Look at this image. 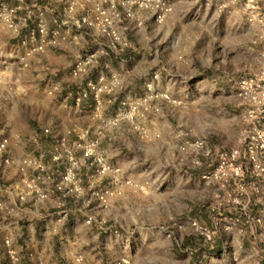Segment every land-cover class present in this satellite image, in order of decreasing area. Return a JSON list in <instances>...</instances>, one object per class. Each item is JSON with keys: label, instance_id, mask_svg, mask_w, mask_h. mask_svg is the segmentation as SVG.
<instances>
[{"label": "rangeland", "instance_id": "374dc122", "mask_svg": "<svg viewBox=\"0 0 264 264\" xmlns=\"http://www.w3.org/2000/svg\"><path fill=\"white\" fill-rule=\"evenodd\" d=\"M76 1V18L96 17L94 0ZM158 1L168 8L160 20L155 8L116 0L112 26L128 44L115 50L100 19L99 30L66 20L63 0H0V138L9 141L0 161L12 163L0 164V208L45 205L58 225L69 199L87 208L86 223L99 222V252L85 243L86 257L74 254L72 264H264V0ZM43 14L60 29V44L32 51ZM97 46L107 53L74 75L76 59ZM86 79L106 87L99 133L79 127L99 140L105 172L75 147L79 128L58 120L75 109L71 98ZM115 89L125 96L103 109L104 93ZM59 138L80 162V197L64 194L69 159ZM38 155L46 161L43 200L21 180L39 171L19 168ZM15 176L11 203L2 189ZM23 186L27 200L17 195ZM94 190L107 196L98 201ZM48 246L53 255L62 248L53 236ZM45 257L38 264H49Z\"/></svg>", "mask_w": 264, "mask_h": 264}, {"label": "built area", "instance_id": "2783aa9c", "mask_svg": "<svg viewBox=\"0 0 264 264\" xmlns=\"http://www.w3.org/2000/svg\"><path fill=\"white\" fill-rule=\"evenodd\" d=\"M65 2L64 6V17L66 16V20H74L76 24L82 25L83 23L89 24L90 26L96 27L99 30V19L101 22L102 29L104 31V34H106L109 37L110 48H115V50H119L121 47H118L119 44H128L123 43L116 31L114 30L112 23L115 17L117 16V2L116 0H102L99 4V0H94L91 2L96 3V10L97 15L95 18L91 17H83L82 19L76 18L75 14L78 11L79 5L76 0H63ZM156 0H123L124 4L127 5H136L138 7L142 8H148L152 7L155 8L157 11V17L158 19H162L165 16L166 9L164 6L159 7L158 4H156V7L154 6ZM158 1V0H157ZM21 2H24V0H21ZM159 2V1H158ZM114 14V15H113ZM129 14L132 16L133 14L129 12ZM100 15V17H99ZM40 24L31 31V39L35 40V37L38 35L39 37L35 42L32 43V51H44L47 46L49 45H58L60 44V29L59 28H50L45 23L44 14L39 18ZM118 19V17L115 19V21ZM107 53V49L97 46V48L91 49L90 51L86 52L84 55L79 56L72 68V73L76 76L81 75L83 73H86V71L89 69L90 66L93 64H96L99 61V58L101 55H104ZM148 86H151L148 84ZM88 88L90 91L94 93L97 106L99 107L100 103V95L105 90V85L90 82L88 83ZM77 96V102L80 103L83 98H86L89 96V90L82 89V91L76 95ZM78 135L79 138L75 142V147L80 149L83 152V155L88 158L92 159V162L96 165V171L99 173V163L101 165L102 172H105L109 169V166L105 163V161H102V158H99V140L96 138L90 137V129L89 128H79L78 129ZM8 138L2 136L0 138V157L4 154V152L7 149L8 146ZM66 139L59 138L58 139V145L59 147L65 151V155L68 157L69 161L68 164L64 165V170L62 174V180L66 185V191L64 194L68 196H77L80 197L82 193H84V188H82V185L77 178L76 171L80 165V162L77 159V156L75 155L74 151L69 148L68 144L66 145ZM61 152H53L52 156L55 161H59L61 157ZM6 161H0V164L3 163L7 166L11 165V161L9 159H5ZM100 160V161H99ZM35 168L39 173L35 176H28L27 174H24L22 177V182H24L28 188L30 187L31 190L38 195L39 200H43L45 197H47V188L45 187V181L44 177L40 174V172L43 171V169L46 167V161L44 158V155H38L35 157H29L25 158L23 161L20 162L19 168L21 171L26 172L29 168ZM58 188H61V186L58 185ZM25 191V190H24ZM18 192L17 195L19 199H25L27 200V194ZM29 192V191H28ZM93 194L96 199L99 201V195H101V199L105 198L107 194L100 193L99 190H94ZM64 205L63 201L59 202V206L62 207ZM8 205H6L4 202H2V208H6ZM10 210V208L8 207ZM59 215H61V218L66 217L68 215V209L63 208ZM92 218H89V221H91ZM4 244H5V251L7 256V264H21V253L17 246L14 243V240H12L9 236H6L4 238ZM80 260V258H78ZM39 264H46L45 260H41ZM120 264H130V261L126 258H123Z\"/></svg>", "mask_w": 264, "mask_h": 264}, {"label": "crops", "instance_id": "0c3cea01", "mask_svg": "<svg viewBox=\"0 0 264 264\" xmlns=\"http://www.w3.org/2000/svg\"><path fill=\"white\" fill-rule=\"evenodd\" d=\"M66 75H68V73ZM63 80L68 79L65 78ZM96 80L97 78H95V81ZM83 85L85 86H83L84 88L82 89L89 90V96L83 98L81 103H76L74 100L76 95L72 96V104L77 105L70 108H75L73 111H79L80 116H77L78 113L69 111L66 114H63L60 119L58 118V120L61 121L65 130L76 129L77 127H91L93 133H99V110H97V102L94 93L88 88L87 79ZM117 92V89H115L114 92L104 93L103 96L105 105L103 109L107 108L108 103H118L121 99H123L125 95L118 94ZM70 120L73 122L71 123ZM68 122L71 123L70 126L66 125ZM87 174L88 172L86 167H84L81 173L82 179H84V176ZM97 176L99 177V175ZM13 179H16V181L9 184L12 188L11 190L7 189L9 187L2 189V196L11 203L16 202L17 187L19 186V181L21 182L20 179L18 181L17 176L12 178V180ZM95 180L97 182V186L99 187V178H96ZM83 181H85V179ZM22 191H24V186L22 187ZM4 203L6 205L8 204L7 202ZM72 203V199H69V217L66 221L60 223L59 225L54 221V214L50 215V213H48L49 215H47V209L44 207L45 205L41 208H39L37 204H26L24 207L19 205L11 207L8 206L10 210L8 207L0 208V214H2L0 218V264H7L4 244V238L6 236H11L14 239V243L22 256L21 264H38V258L43 254V252L46 253L45 259L49 262V264H72L69 258L74 254H83V256L86 257V250L83 249L85 246L84 244L93 241L96 251L98 250L99 252V222L87 224L83 217L87 213L88 209H83L80 205ZM45 212L46 215H44ZM8 219L10 220L7 221ZM56 227H58V229H56ZM47 236H53L58 240L60 246H62L60 250L55 252V255H53L51 246H48L50 237ZM107 244L110 246L109 242H107L106 245ZM96 260L98 261L99 259L96 258Z\"/></svg>", "mask_w": 264, "mask_h": 264}]
</instances>
